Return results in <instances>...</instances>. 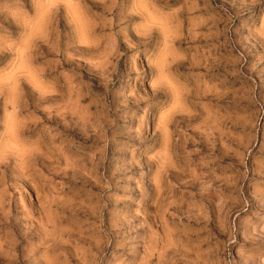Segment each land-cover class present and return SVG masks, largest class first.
<instances>
[{"label":"rangeland","instance_id":"1","mask_svg":"<svg viewBox=\"0 0 264 264\" xmlns=\"http://www.w3.org/2000/svg\"><path fill=\"white\" fill-rule=\"evenodd\" d=\"M0 264H264V0H0Z\"/></svg>","mask_w":264,"mask_h":264}]
</instances>
